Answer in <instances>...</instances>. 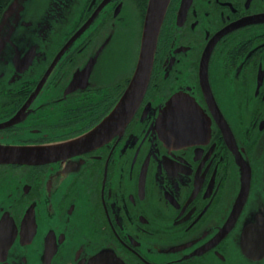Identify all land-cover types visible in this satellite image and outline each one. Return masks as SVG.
<instances>
[{
	"label": "flooded vegetation",
	"instance_id": "obj_1",
	"mask_svg": "<svg viewBox=\"0 0 264 264\" xmlns=\"http://www.w3.org/2000/svg\"><path fill=\"white\" fill-rule=\"evenodd\" d=\"M148 1L18 0L0 30V264H264V0H169L132 117L88 141Z\"/></svg>",
	"mask_w": 264,
	"mask_h": 264
},
{
	"label": "water",
	"instance_id": "obj_2",
	"mask_svg": "<svg viewBox=\"0 0 264 264\" xmlns=\"http://www.w3.org/2000/svg\"><path fill=\"white\" fill-rule=\"evenodd\" d=\"M168 2L169 0H149L148 1V7L146 10V15H145V20H144L140 56H139V60H138L134 75L131 78V81L129 82L124 93L122 94L120 99L117 101V103L114 105V107L112 108L111 112L99 124H97L93 129H91L90 132L88 133L87 137L90 143L92 142L93 139H94V144L98 142L101 143L104 140L111 138L115 133L121 131L123 127L125 126V124H127V122L130 120L135 109L137 108L138 103L140 102L144 94L145 88L149 80L153 52L155 49L157 36H158V32H159L160 25L162 22V18L167 8ZM18 4H19L18 0H14L4 11L3 16L1 17V20H0V30L3 28V26H6L9 24L8 22L10 18L12 17V14L18 11ZM18 14L19 12L15 13L16 18L18 17ZM1 40H0V43H2ZM0 53H1V49H0ZM18 53L20 55L21 52L18 51ZM1 54H0V58H1ZM26 54L23 57H25ZM30 60H31V57L29 61ZM26 64L28 65V63ZM49 72L50 71L47 70L45 76H43L42 78L43 80L42 82L45 81ZM180 96L181 94H177L174 97H180ZM173 98H171L169 102L165 104L164 108L160 112V115L157 119L159 122L166 121L165 123L166 126H167V121L169 120L168 115L170 112V108L172 106L171 101ZM184 105H188V104H184ZM181 110L182 111L180 112L177 111L180 114V116L176 117V119L184 122L186 118H184L183 116L184 110L183 109ZM188 133H189V130L186 125V131L184 135ZM39 151H41L40 148H38V150H24L15 155H18L21 157L22 156L29 157L32 154L39 152ZM7 154L11 155L10 152H8ZM7 154H5V156H7ZM243 161H244L243 159L240 160V164H239L241 169L243 170L242 171V191L240 190V192H243V194L245 195V192H246V189L249 183V180H248L249 173ZM244 223L245 221L243 222L241 226L242 234L249 227V225L244 224ZM263 252H264V246H263L261 253ZM257 257H260V256H257ZM86 264H124V263L118 257V255L111 249H101L97 251L96 253L92 254L90 258L87 260Z\"/></svg>",
	"mask_w": 264,
	"mask_h": 264
}]
</instances>
